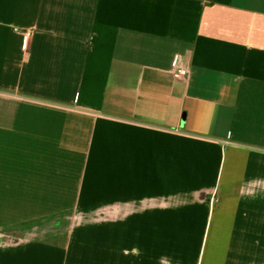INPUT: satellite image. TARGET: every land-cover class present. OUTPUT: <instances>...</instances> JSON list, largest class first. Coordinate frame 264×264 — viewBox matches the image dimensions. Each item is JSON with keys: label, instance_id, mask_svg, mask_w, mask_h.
Here are the masks:
<instances>
[{"label": "crops", "instance_id": "0c3cea01", "mask_svg": "<svg viewBox=\"0 0 264 264\" xmlns=\"http://www.w3.org/2000/svg\"><path fill=\"white\" fill-rule=\"evenodd\" d=\"M40 175L95 264H264V0H0V202Z\"/></svg>", "mask_w": 264, "mask_h": 264}, {"label": "rangeland", "instance_id": "374dc122", "mask_svg": "<svg viewBox=\"0 0 264 264\" xmlns=\"http://www.w3.org/2000/svg\"><path fill=\"white\" fill-rule=\"evenodd\" d=\"M58 157H60L58 154H53L52 158L40 155V168L51 167V163H54ZM58 171L60 170L56 172ZM43 183L44 180L40 175L38 183L32 190L30 187H23L24 201L22 203L11 201L13 197L9 195L0 202V246L3 245L1 242L6 233V246L9 245L6 248L5 257L8 260L21 261L22 264H95L96 259L100 258V251H95V248L99 247L98 241L96 242L97 232H99L97 229L105 227L107 222L101 223V221H106L108 218L105 216L94 218V213L88 210L93 207V204L84 203L82 195L79 193L74 195L73 189L59 192L66 187L47 188L43 186ZM32 198L37 201L31 202ZM75 209V212H70ZM82 209H87L88 212ZM53 220L66 222V224L59 227L57 225L56 228L61 230L59 234L43 238L50 232L43 227ZM51 227L52 225L48 228ZM9 231H25L24 241L18 245L15 244ZM33 231L36 235L30 238L29 235ZM105 252H102V263L110 261L109 252L105 261Z\"/></svg>", "mask_w": 264, "mask_h": 264}, {"label": "built area", "instance_id": "2783aa9c", "mask_svg": "<svg viewBox=\"0 0 264 264\" xmlns=\"http://www.w3.org/2000/svg\"><path fill=\"white\" fill-rule=\"evenodd\" d=\"M179 74L183 77L187 76V72L185 70L179 71Z\"/></svg>", "mask_w": 264, "mask_h": 264}]
</instances>
